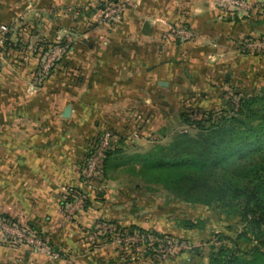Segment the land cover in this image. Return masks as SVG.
Masks as SVG:
<instances>
[{"label": "crops", "instance_id": "crops-1", "mask_svg": "<svg viewBox=\"0 0 264 264\" xmlns=\"http://www.w3.org/2000/svg\"><path fill=\"white\" fill-rule=\"evenodd\" d=\"M98 1L0 0V25L16 29L11 41L26 46L7 57L0 51L1 209L65 251L74 264H168L146 261L143 253L102 241V221L152 226L132 209L121 210L133 188L123 182L118 172L122 166L115 165V156L125 154L120 146L104 171L109 182L103 186L104 198L101 190L93 196L84 186L82 164L90 144L101 128L112 129L119 145L132 141L138 147L153 141L151 136L133 141L136 130L164 142L172 127V109L182 112L192 96H204L200 101L208 102L226 79L247 87L254 75L264 76V55L237 51V42L250 32L237 27L233 18L223 20L215 0H135L120 20L102 29V39L87 43L92 53L79 58V86L67 78L59 82L58 69L44 82H34L41 51L33 53L39 44L66 42L76 25H88L85 16ZM26 14L34 20L24 22ZM252 19L254 24L247 21L252 34L264 37V12ZM179 26L190 28L195 39H168L169 28ZM69 62L67 56L62 58L61 63ZM68 107L72 113L65 118ZM126 111L147 112V125L138 122L133 131ZM135 188L138 191V185ZM77 190L89 193L91 203L86 210L69 211L74 203L66 206L65 197ZM0 264L59 263L0 234Z\"/></svg>", "mask_w": 264, "mask_h": 264}, {"label": "trees", "instance_id": "trees-1", "mask_svg": "<svg viewBox=\"0 0 264 264\" xmlns=\"http://www.w3.org/2000/svg\"><path fill=\"white\" fill-rule=\"evenodd\" d=\"M99 1V8L102 10L110 6H125L121 0ZM239 13L236 12L235 16ZM123 14L124 12L119 17L107 22L115 23L121 19ZM235 16L233 15L231 18L234 19ZM98 20L96 19V22L93 21L91 24L96 26L95 23ZM173 29H185L193 33L187 26L174 27ZM172 32L173 30H169L167 33L173 34ZM168 34L167 38L174 41H193L195 39L194 36L192 38L173 35L168 37ZM262 40L264 37H261L260 41ZM255 41L252 36H247L237 42L236 46L238 50L242 51L247 43ZM56 46L67 48L65 41L39 44L38 51L33 53L37 54L41 51L36 74L43 67L41 61ZM23 49H26L25 45L14 43L11 41V35H8L7 42L0 48V51L7 57L11 52H20ZM251 51H256L254 53L256 56L264 55V48L245 50L241 53L249 55L253 53ZM65 56L56 60L50 74L55 72ZM12 59L17 60L16 57ZM48 77L41 79L45 81ZM223 82L224 85L217 90L218 102L223 103H216V106L211 109L204 105V101H200L204 96L198 98L199 100L193 96L187 99L186 107L179 116L181 121L197 129L195 134L178 133L170 142L157 145L143 156H138L137 161L141 165L139 175L143 179H145L144 176L148 177L146 180L155 185L150 189L161 188L188 206L216 211L225 210L240 218L243 225L242 230L217 234L218 246H211L212 238L208 235L197 248L188 249L181 248L179 245L195 246V241L190 239L191 237L186 239L182 236L160 232L154 226L143 227L133 224L124 226L119 223L102 221V224L110 225L113 228L110 233L102 232V241L115 242V238L118 236H138L137 243H125L119 247L143 253L146 261L159 262L166 247L164 240L171 239L177 246L171 247L169 258L161 262L178 264V257L183 263L188 256L206 255L209 258L208 264H264V86L261 87V85L255 90H248L245 87L246 90H244L230 79ZM226 96L229 98H225ZM215 109L220 110L215 112ZM227 112L231 113V117L226 115ZM193 114L197 115V120L191 119ZM103 135L104 132L99 133L92 140L89 154L84 160L82 168L95 154L96 147ZM116 151L119 150L110 145L102 165L104 171L109 169V162ZM147 187L149 188V186ZM138 188V190L141 189L139 185ZM95 193L98 192L95 191ZM83 195L88 197L83 208L86 210L92 199L91 195L83 190H77L70 196H66V206L74 203ZM2 217L11 224L19 225L5 214ZM181 223H183L184 230L187 231L198 230L202 225L197 221L190 220H182ZM23 230L29 235L40 238L52 250L60 253L62 260L51 259L52 261L61 264L64 260L70 259L65 251L55 248L46 239L35 235L31 228L23 227ZM148 235H153L158 241L147 239L145 236ZM70 262L72 261L70 260ZM72 264L74 263L72 262Z\"/></svg>", "mask_w": 264, "mask_h": 264}, {"label": "rangeland", "instance_id": "rangeland-1", "mask_svg": "<svg viewBox=\"0 0 264 264\" xmlns=\"http://www.w3.org/2000/svg\"><path fill=\"white\" fill-rule=\"evenodd\" d=\"M134 1L135 0H121V2L125 4V7L123 8L122 12L126 13L129 9V5H131L132 2ZM215 1H216V6L220 11L221 18L223 20L224 19L227 20V18H231L233 15L234 16L236 15L235 13H230L228 11L221 9L217 4V0ZM247 1L250 3L249 11L251 14L242 13V14L235 16L234 19L236 21V24H239L237 25V27L244 28V29L247 28L246 31L251 33V34L249 33V36H252L256 40L255 42H258L261 40V37L257 36L256 34H252V29H250L251 27L249 26V23L247 21L251 20L250 23L254 24L252 21L253 20L252 18L255 19L258 16L259 12L260 13L264 12L262 11L264 10V1L262 0H255V1L247 0ZM101 2H107V0H102ZM99 4H100V1H98V3L94 6V8H92L91 11H89L90 13H88V15L85 16V19L88 22L87 23L88 25L87 26L86 25L84 26L76 25L79 29H77L76 27V30L72 32L71 35L65 38L67 48H65L64 46H56L55 49H53L52 52L46 55L43 61H41V64L44 67L46 63H48L49 60H51L53 55H57L58 58H61L64 55H66L68 58H70L69 63L67 64L61 63L56 68L58 69V71H60L58 80L61 83H64L67 78V80H69V82H71L75 87L81 84L80 79L82 78L83 73H82V67H81L79 58L81 59L83 56L92 53L90 52L87 46L88 45L87 43L89 42V40L92 41V40L102 39V29L108 28L107 26L110 22H105L104 20L102 22L98 20L97 23H95L96 26H93V24H90V23H93V21L96 22L95 19H99L100 17L103 18V16L106 17V15L103 13L105 8L102 10V8H99L100 6ZM22 17H23L22 19H25L24 22H32L34 20L33 19L34 16L31 14H26ZM14 24L20 25V26L23 25V23H14ZM3 25H7V24H3ZM15 30L13 28L11 34H13V32L15 34L16 32ZM88 30H90V32ZM169 30H174V29L169 28ZM193 36L196 37V35H193ZM58 42H62V40ZM237 51L238 52L240 51V54H242L241 52L243 50L241 51V50H238L237 48ZM255 52L251 51L252 54H249L247 56L255 57L256 56L254 55ZM40 57L41 55L39 54V58ZM262 60H264V58H262ZM55 63L56 61L52 63V66ZM43 67L38 71L37 75H35L34 82L36 83L44 82L43 80H41V78H45L44 76L50 73L52 67L48 69L46 73L43 72ZM257 76L258 75H256V77ZM36 77L40 79H35ZM256 77L254 75L253 80H248L249 82V85L247 86L248 90L249 89L255 90L259 88L260 85H262L261 87L264 86V76L263 77L259 76L257 78ZM250 79H252V77ZM184 81L189 83L191 80L185 78ZM219 88L220 86L218 87V89ZM242 88L246 90L245 87L243 86L240 87V89ZM215 94L212 95L208 99L209 100L208 102L207 101L204 102V105L206 107L211 109V107L216 106V103H219V104L223 103V102H218V95L216 92ZM225 98H229V96H226ZM178 110L179 109H176L175 111L172 109L170 112L172 127L170 129V134L165 136L166 140L164 142L157 141L158 139L156 138L154 139L155 135H153L152 133H150L152 135L148 133H144L146 132V130H143V131L136 130L133 133V136L131 137L133 138L132 139L133 141L134 139H137L139 143V140H141L142 138L147 139V136L153 137L152 138L153 141H151L150 143L148 142H144L143 144L140 143L138 147L136 145L134 146L133 144H131L132 141L124 143L125 145L123 143H120L121 145H119V143H117L119 139L116 138L117 136H115L112 129H107V128L99 129V133L104 132V135L107 132H113L111 145L114 146L115 149L119 148L118 146H120V148L124 151L123 153H125V154L115 156L114 158V160L116 159L115 165L117 164L118 167L122 166L121 168L118 169L119 170L118 172H121L119 173L121 176L123 175L122 176L124 177L123 182L127 184H131L132 185L131 187L133 188L132 192L126 195L127 196L125 197L126 201H125V204L121 206V210H123L124 213H127V212L129 213V211L132 209L133 214L138 215L139 216L138 218L141 217V219H143L144 221H150L149 224L151 226H154L160 232H166L169 234L182 236L186 239H189L191 237L190 239L195 241V244H196L195 246L191 247L193 249L197 248L199 244L202 241H204L205 237H207L208 235L212 238L211 246L212 245L218 246L219 242H218L217 234L230 233V232L233 233V232L242 230L243 225L239 217L234 216L233 214H230L225 210H220V211L207 210L203 207H192V206L185 205L181 201H178L177 199H175L173 196H170L167 192L163 191L161 188L160 189L157 188L156 190L150 189V187L154 188L155 185L149 182L148 180H146L148 177L144 176L145 179H143L142 176L139 175L140 173L139 170L141 168V165L137 161L138 156H143V154L149 152L157 145H162V144H166L170 142L174 138V136L178 133L190 132L192 134H195L197 132L196 131L197 129H195L194 126H189L183 121L179 120L180 117L178 113H181V112H179ZM219 110L220 109H215V112ZM124 113L127 114V117L129 116V120H130L128 121L129 125H130V122L131 124H133V127H132L133 131L136 129L135 128L136 123L138 124L139 122V124L141 125V124H146L147 123L146 121H148L147 114H146L147 112L143 113L140 111H135V112L130 113L126 111ZM226 115L231 117L230 112H227ZM191 119L197 120V115L193 114L191 116ZM143 134H146V135H143ZM160 139L162 140L164 138L161 137ZM125 148H126V151L124 150ZM101 170L102 171L100 175L102 176L99 178V180L102 179V182H101L102 186L100 190L102 192V195L104 194L102 196L104 198L105 188L103 186L106 187L109 182H108V179H106V177H104V175L102 174L104 172L103 166ZM137 185L141 187V189L138 191L135 188ZM147 186H149V188ZM91 193L94 194L93 196H98L97 193H94L93 191ZM128 199H130V201H128ZM0 208H1V204H0ZM77 208L78 207H72V210H69V211H75L77 210ZM83 208H80V209H83ZM118 208L119 207H117V210ZM72 214L74 213L72 212ZM182 220H190L193 222L197 221L198 224L200 225L202 224V225H201V228L199 227L200 229L198 230L187 231V230H184L183 223H181ZM178 258H179L177 259L179 260L178 264H208L209 263V258L206 255L197 256V257L188 256L187 260L183 263H181L180 257Z\"/></svg>", "mask_w": 264, "mask_h": 264}, {"label": "built area", "instance_id": "built-area-1", "mask_svg": "<svg viewBox=\"0 0 264 264\" xmlns=\"http://www.w3.org/2000/svg\"><path fill=\"white\" fill-rule=\"evenodd\" d=\"M217 4L221 9L228 11L230 13L240 12L239 14L242 13L248 14L250 12L249 11L250 3L247 0H217ZM124 7H125L124 5H120V6H110L106 8L103 12L106 15V17L105 16H103V18L100 17L99 21L102 22L104 20L105 22H107L113 18L119 17ZM12 30H13L12 26L0 25V48L6 44L8 35H11ZM172 33L173 34L169 33L168 37H171L172 35L183 38L193 37V34L185 29L173 30ZM263 48H264V40L247 43L243 47V51L263 49ZM52 58L43 67L44 73H46V71L52 67V63H54L58 59L57 55H53ZM112 137H113L112 132H107L105 135H103L98 146L96 147L95 154L87 163H85L83 167L84 186L89 191L95 192L101 189V186L99 184L100 173L102 171L101 169L104 163L106 152L108 148H110ZM87 198L88 197L86 195L80 196L74 202L72 207H78L77 210L83 208L87 201ZM2 215H3L2 209L0 208V234L3 235L4 238H6L7 240L9 239L10 241L9 240L8 241L10 243H12L13 245H18V244L30 245L54 261L62 260V256L60 255L59 252L52 250V248L48 244L44 243L40 238L27 234L23 230V227L20 226V224L19 225L11 224L10 222L6 221L2 217ZM98 227L102 229V232L110 233L113 231V228L110 225L100 224L98 225ZM145 237H147V239L149 240H157L153 235H148ZM137 242H138V236H125V237L118 236L115 238L116 246H121L122 244L125 243L131 244ZM164 243H166V247L165 250L162 252L160 261L167 260L171 252V247L177 246L174 243V240L171 239L164 240ZM179 247L188 248V249L191 248L186 244H180ZM63 262L65 264H72V262H70L69 259L68 260L66 259Z\"/></svg>", "mask_w": 264, "mask_h": 264}, {"label": "water", "instance_id": "water-1", "mask_svg": "<svg viewBox=\"0 0 264 264\" xmlns=\"http://www.w3.org/2000/svg\"><path fill=\"white\" fill-rule=\"evenodd\" d=\"M71 113H72V108L68 107L64 113V117L69 118L71 116Z\"/></svg>", "mask_w": 264, "mask_h": 264}]
</instances>
